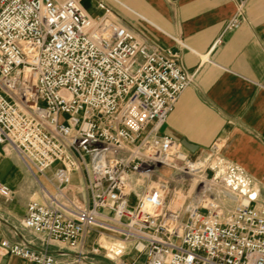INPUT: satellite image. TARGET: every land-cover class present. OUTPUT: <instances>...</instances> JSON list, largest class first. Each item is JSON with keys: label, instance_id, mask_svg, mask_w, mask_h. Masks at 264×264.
Segmentation results:
<instances>
[{"label": "built area", "instance_id": "built-area-1", "mask_svg": "<svg viewBox=\"0 0 264 264\" xmlns=\"http://www.w3.org/2000/svg\"><path fill=\"white\" fill-rule=\"evenodd\" d=\"M246 2L237 0L226 29L242 23ZM98 5L94 16L81 0H0V143L18 153L43 197L27 204L22 225L44 245L68 243L79 256L67 264H94L101 248L85 249L89 229L131 242L144 264H264V201L223 159L225 141L192 157L159 132L193 82L181 50L149 46ZM75 171L88 205L66 193ZM0 195H12L2 180ZM0 252L59 264L22 242L3 239Z\"/></svg>", "mask_w": 264, "mask_h": 264}, {"label": "crops", "instance_id": "crops-1", "mask_svg": "<svg viewBox=\"0 0 264 264\" xmlns=\"http://www.w3.org/2000/svg\"><path fill=\"white\" fill-rule=\"evenodd\" d=\"M62 1V0H60ZM104 1L119 21L131 28L149 46L160 44L181 50L185 69L193 82L178 97L173 110L160 126L181 142L189 156H204L217 139L225 141L222 157L236 165L255 183L264 201V0H247L244 20L237 27L226 25L237 12V0H81L94 16ZM55 166L46 170L47 183ZM0 180L12 189L10 198L0 195V242L33 244L52 251L59 264L77 257L68 243L44 245L43 235L22 225L27 204L42 199L40 185L18 153L0 143ZM54 190L51 184H48ZM90 204L85 176L72 173L66 192ZM14 226L17 231L11 227ZM85 249L100 246L91 254L94 264H118L120 259L144 264L145 252L119 235L89 229L83 237ZM110 246V247H109ZM48 253V252H47ZM0 264H38L13 253L0 252Z\"/></svg>", "mask_w": 264, "mask_h": 264}, {"label": "water", "instance_id": "water-1", "mask_svg": "<svg viewBox=\"0 0 264 264\" xmlns=\"http://www.w3.org/2000/svg\"><path fill=\"white\" fill-rule=\"evenodd\" d=\"M0 219H1V220H4V219H3V218H1V217H0ZM4 221H5V220H4ZM11 227H12V228H14V229L17 231V233H19V232H18V230H17V229H16L14 226H12V225H11ZM19 234H20V233H19ZM20 235H21V234H20ZM22 243H25V244H27V245H29V246L33 247V248L35 247L33 244H30V243L26 242L25 240H24ZM47 252H48V253H51L52 251H50V250H47ZM76 255H77V256H79V254H78V253H76Z\"/></svg>", "mask_w": 264, "mask_h": 264}, {"label": "rangeland", "instance_id": "rangeland-1", "mask_svg": "<svg viewBox=\"0 0 264 264\" xmlns=\"http://www.w3.org/2000/svg\"><path fill=\"white\" fill-rule=\"evenodd\" d=\"M65 118V115L64 114H62L61 115V120H63ZM165 171V173H169V170H167V169H165L164 170ZM187 187V186H186ZM186 187H185V189H186ZM260 195L258 194V198L260 199V197H259ZM181 203V202H180ZM103 232H108V233H112V232H109L108 230H105L104 229V231ZM110 247V246H109Z\"/></svg>", "mask_w": 264, "mask_h": 264}]
</instances>
